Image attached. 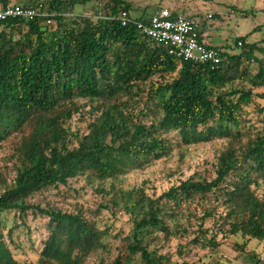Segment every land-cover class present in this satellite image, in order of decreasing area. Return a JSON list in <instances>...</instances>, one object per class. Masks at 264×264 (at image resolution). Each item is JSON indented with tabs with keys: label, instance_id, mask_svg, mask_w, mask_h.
Here are the masks:
<instances>
[{
	"label": "trees",
	"instance_id": "16d2710c",
	"mask_svg": "<svg viewBox=\"0 0 264 264\" xmlns=\"http://www.w3.org/2000/svg\"><path fill=\"white\" fill-rule=\"evenodd\" d=\"M88 1L37 0L34 19L0 21V145H10L16 173L12 182L0 174V264H23L14 249L22 248L15 235L24 221L9 227L10 212L47 219L38 264H88L111 237L122 243L112 264H166L168 256L148 249L156 233L193 231L189 245L216 246L219 231L263 241L264 125L250 118L264 113L262 48L238 37V53L214 46L217 65L183 62L137 26L160 9L132 17L130 0H107L93 14L75 13ZM123 12L131 18L126 25ZM77 118L83 129H73ZM215 139L230 144L214 171H197L159 195L143 186L95 188L130 215L127 234L104 227L96 212L90 219L83 210L33 202L61 196L71 179L103 183ZM251 259L261 263L256 254Z\"/></svg>",
	"mask_w": 264,
	"mask_h": 264
},
{
	"label": "rangeland",
	"instance_id": "374dc122",
	"mask_svg": "<svg viewBox=\"0 0 264 264\" xmlns=\"http://www.w3.org/2000/svg\"><path fill=\"white\" fill-rule=\"evenodd\" d=\"M13 2L30 5L37 0H12ZM107 0H91L86 5L78 4L75 13L93 14V5L102 6ZM132 17H140L143 13L149 15L161 8H168L171 12L185 16L195 17L201 20V30L207 42L218 46L231 53L242 50L237 46L238 37H243L248 43H257L262 51L256 55L264 56V0H130ZM247 13V14H246ZM71 18V15L68 16ZM259 26V28H258ZM264 59V58H263ZM254 72L258 70L255 61L250 63ZM263 90V89H261ZM262 101V100H260ZM81 102H85L82 100ZM264 104V101H262ZM256 127L264 125L262 119L264 113L258 115L255 111L250 116ZM83 119H76L73 129L84 128ZM230 142L226 139H215L209 143L193 144L177 149L173 155L160 159L142 169H133L117 178L100 183L87 182L85 177L70 180L69 186H62L63 194L57 196L49 193L47 197L37 196L34 203L45 206L48 202L67 211H82L90 219L96 218L95 212L101 219V224L112 228L114 234L130 231V215L120 206H114L111 196L97 192L95 188L102 186L106 190L113 188L131 189L143 186L150 194H161L174 184L185 180L197 171H206L210 174L214 171V165L218 156L228 147ZM10 145H0V174L3 178L12 182L16 176L15 168L10 161ZM264 192V187L259 190ZM100 204L102 209H98ZM104 205L108 207H104ZM9 227L14 225L17 219L24 221L22 228L15 235V240L22 242V248L14 249L16 257L23 264H38L40 250L44 240L48 237L46 228L47 219L43 216L35 217L32 212L25 218L15 212L5 215ZM216 230L215 224L208 223ZM217 231V230H216ZM196 235L191 232L185 237H167L163 233H156L148 241L149 250H157L158 254L169 257L166 264H252L251 255L256 254L260 264H264V240L244 238L242 236H230L219 231L216 246L208 245L203 240L197 245H189ZM110 246L105 252L92 255L88 264H112L121 254V241L108 238ZM247 243L242 248L241 243ZM131 264H141L140 260Z\"/></svg>",
	"mask_w": 264,
	"mask_h": 264
},
{
	"label": "built area",
	"instance_id": "2783aa9c",
	"mask_svg": "<svg viewBox=\"0 0 264 264\" xmlns=\"http://www.w3.org/2000/svg\"><path fill=\"white\" fill-rule=\"evenodd\" d=\"M40 12L31 5L12 3L3 6L0 4V21L9 18L34 19ZM123 25L128 24L131 18L127 12L120 17ZM138 28L147 37L163 44L169 54L180 61L210 63L217 65L221 61L220 50L208 44L202 37L201 20L195 17L179 15L172 16L168 8H161L154 13L147 23L137 22ZM241 45L242 43L239 42Z\"/></svg>",
	"mask_w": 264,
	"mask_h": 264
},
{
	"label": "crops",
	"instance_id": "0c3cea01",
	"mask_svg": "<svg viewBox=\"0 0 264 264\" xmlns=\"http://www.w3.org/2000/svg\"><path fill=\"white\" fill-rule=\"evenodd\" d=\"M178 14V13H177ZM179 15H182V14H178V16ZM183 16H185V15H183ZM186 17H190V16H186ZM201 33H202V37H203V39L206 41V39H205V36L203 35V31L201 30ZM207 42V41H206ZM208 44H210V45H212V46H215V45H213V44H211V43H209V42H207ZM218 47V46H217Z\"/></svg>",
	"mask_w": 264,
	"mask_h": 264
}]
</instances>
